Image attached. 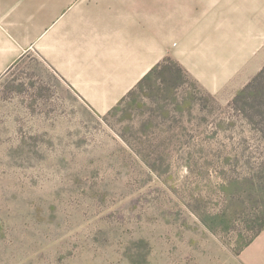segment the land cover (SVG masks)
Wrapping results in <instances>:
<instances>
[{"label": "rangeland", "instance_id": "obj_1", "mask_svg": "<svg viewBox=\"0 0 264 264\" xmlns=\"http://www.w3.org/2000/svg\"><path fill=\"white\" fill-rule=\"evenodd\" d=\"M32 67L0 82V264H245L264 221V66L217 93L160 69L103 115L65 113Z\"/></svg>", "mask_w": 264, "mask_h": 264}, {"label": "crops", "instance_id": "obj_2", "mask_svg": "<svg viewBox=\"0 0 264 264\" xmlns=\"http://www.w3.org/2000/svg\"><path fill=\"white\" fill-rule=\"evenodd\" d=\"M166 56L211 93L248 79L264 66V0H0V82L42 65L68 115L107 114ZM242 257L264 264V230Z\"/></svg>", "mask_w": 264, "mask_h": 264}, {"label": "trees", "instance_id": "obj_3", "mask_svg": "<svg viewBox=\"0 0 264 264\" xmlns=\"http://www.w3.org/2000/svg\"><path fill=\"white\" fill-rule=\"evenodd\" d=\"M171 66V67H170ZM177 69L180 73H185L186 75L190 76L189 73L187 72V70L172 56H166L161 62H159L148 74H146L144 76V78L139 82V84L129 92V94H131L137 87L143 85V83L150 79L154 74H156L160 69ZM264 73V67L259 71V73L255 76V81H257L259 79V77L261 75H263ZM249 85H253V83H249ZM125 98H123L119 104L114 107L113 109L117 108L120 103L124 100ZM257 220V219H256ZM255 220V222H256ZM264 229V221L263 223L260 224V226H258L254 232V234H252L251 236H249L238 248V252H241L245 246H247L249 243H251V241Z\"/></svg>", "mask_w": 264, "mask_h": 264}]
</instances>
